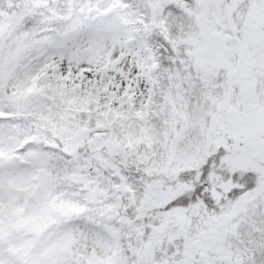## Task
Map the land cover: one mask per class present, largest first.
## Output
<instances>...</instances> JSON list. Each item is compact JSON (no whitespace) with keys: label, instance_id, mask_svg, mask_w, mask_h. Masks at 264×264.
<instances>
[{"label":"snow or ice","instance_id":"6c2138e0","mask_svg":"<svg viewBox=\"0 0 264 264\" xmlns=\"http://www.w3.org/2000/svg\"><path fill=\"white\" fill-rule=\"evenodd\" d=\"M0 264H264V0H0Z\"/></svg>","mask_w":264,"mask_h":264}]
</instances>
